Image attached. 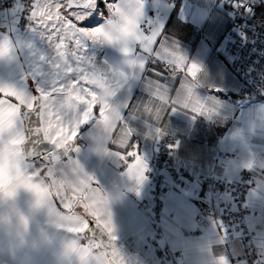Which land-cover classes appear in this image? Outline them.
<instances>
[{"label": "crops", "instance_id": "0c3cea01", "mask_svg": "<svg viewBox=\"0 0 264 264\" xmlns=\"http://www.w3.org/2000/svg\"><path fill=\"white\" fill-rule=\"evenodd\" d=\"M115 1V6L123 9H127L130 4L140 7V26L151 11H160L154 30H160L161 37L167 44L178 45L188 63L194 62L201 66L199 84L194 92L202 101L208 103V107L215 108V113L209 119L177 106L175 111L166 110L160 122L143 113L133 118L129 110L124 111L125 120L134 129L130 142L138 147L147 164L146 179L139 186L126 175L127 170H121L122 161L118 157L97 150L98 144L94 139L95 123L89 121L80 127L75 142L79 151L70 152L69 155L95 178L96 182L92 181L89 187L98 186L107 196L116 240L125 245L132 257L142 264L155 256V250L148 242L152 226L147 202L154 177L150 161L161 137L171 134L176 140L173 164L185 172V179L182 187L173 190L166 198L164 230L165 240L178 253L180 262L219 264L223 257L225 264H245L244 247L239 237L224 236L211 216H204L201 222H196L201 206L205 203L202 197L210 194L206 187H202L201 182L217 178L234 182L244 170H249L256 179V187L250 197L252 215L249 222L262 242L261 252L264 256V121L256 120L254 116L257 110L259 115H263V105L260 100L247 99L240 95L241 83L228 68L222 50V59L217 57L221 38L228 25L225 15L227 0H181L177 5H169L159 0L153 7L141 0L139 3L136 0ZM246 1L255 5L264 2ZM36 3L37 0L34 5ZM108 12L109 16L105 13L100 19L99 14L96 21L103 24L105 18H112V10ZM196 33L202 34L194 43L189 38ZM168 34L171 38L167 37ZM5 39L11 50L9 56L0 58V84L28 92L34 91L38 86L50 88V79L46 81L45 76L52 71L51 61L55 50L34 18H31L30 28L22 31L13 22L11 15L6 13L0 18V44ZM191 43L195 44L192 52L191 48L188 50L185 46ZM85 46L86 55L93 58L97 67L120 68L134 77L126 88L117 93L113 98L114 102L130 100L135 105L147 100L148 93L144 90L141 77H151L150 64L145 69L129 68L124 63L128 56L121 51L119 45L85 41ZM200 49L203 51L198 55L197 51ZM37 69H40L42 75H34ZM160 69L168 73L163 77L164 82L170 87L179 88L175 79L170 80L171 67L160 65ZM177 74L182 80L191 79L186 75V68L177 69ZM172 95L174 97L175 94ZM0 99L17 103L14 98L5 97L3 94H0ZM159 104L158 100H154L152 107ZM170 106L168 104L164 107ZM8 125V114L0 112V131H4ZM156 127L162 129V135L155 133ZM119 136L120 131L117 129L114 138ZM106 146L112 151H120L123 156L128 150L115 144ZM62 162L66 164L67 159L62 158ZM7 167L9 162L0 159V181L3 180ZM197 190L199 194L196 193ZM69 192L76 197L80 196L79 190ZM83 195L87 197L88 193L84 192ZM31 200V194L21 189L15 203L27 211ZM84 202L92 203L84 199L73 211L83 214ZM54 205L57 210L69 214L60 207L56 198ZM0 208L7 209L8 203L0 204ZM90 217L87 216V219ZM101 224L103 226V221ZM72 236L73 234L58 228L48 217L46 210H41L34 215L28 233L20 238L12 231L0 228V264H80L75 254L67 257L64 255L67 242ZM81 244L87 247L89 240L82 238ZM101 253L104 254L101 257L102 264H112L98 247L91 249L93 257Z\"/></svg>", "mask_w": 264, "mask_h": 264}, {"label": "snow or ice", "instance_id": "6c2138e0", "mask_svg": "<svg viewBox=\"0 0 264 264\" xmlns=\"http://www.w3.org/2000/svg\"><path fill=\"white\" fill-rule=\"evenodd\" d=\"M136 2L139 3V0ZM101 5L107 7L108 0H37L31 15L44 30L55 50L51 61L52 71L45 76L46 81L50 79L51 87L38 86L34 91L28 92L0 84V94L14 98L17 102L0 99V112L9 116L8 127L0 131V159L9 162L3 180L0 181V191L7 198L15 195V190L10 187L11 170L14 169L15 178L24 187L35 192L38 203L46 200L49 215L57 218L52 222L58 228L73 234L68 249L79 258L80 264H102L101 257L104 255H91V249L99 245H95L94 235H87V232H92L87 216L90 215L98 227L103 221V228L111 241L117 239L113 234L107 196L98 186L89 187L95 178L69 155L70 152L79 151L75 142L80 127L93 121L97 150L125 161V156L120 151H112L106 146L115 144L119 148H135L130 142L134 129L125 120V110H129L133 118L143 113L150 115L156 122L161 121L166 110L175 111L177 106L209 119L215 113V108L208 107V103L194 92L199 84L201 66L194 62L188 63L178 45L167 44L162 39L159 29L150 32L142 30L139 22L140 7H133L131 4L127 9L114 6L112 18H105V22L100 24L96 21L95 14ZM100 15L104 17L103 12ZM93 24L96 26L91 27ZM85 41L119 45L121 51L128 56L124 63L129 68L145 69L150 64L151 77H141L144 90L148 93L147 100L135 105L130 100L114 102L113 98L134 77L120 68L97 67L93 58L86 55ZM10 50L11 46L5 39L0 44V58L9 56ZM160 65L171 67L170 80L175 79L179 88L170 87L164 82L163 77L168 73L162 71ZM185 68L190 80H182L177 74V69ZM34 75H42L40 69ZM154 100H158L160 104L152 107ZM168 104L171 106L165 108ZM26 114H35V128L26 119ZM117 129L120 136L114 138ZM154 131L157 135L163 134L160 127H156ZM45 141L53 146L52 150L43 149ZM127 155L134 158L135 163L126 164V175L139 186L146 179L147 164L137 151H129ZM62 158L67 159L66 164L62 162ZM77 190L80 191V196L75 199L67 194ZM84 192L88 193L87 197H84ZM54 198L60 200L69 214L57 210ZM84 199L92 201L91 204L82 203L84 213L73 211L74 206L81 204ZM81 234L84 236L81 237ZM82 238L89 240L87 247L82 246ZM108 247L113 249L112 255L115 258L118 255L115 245ZM219 264H225L223 257Z\"/></svg>", "mask_w": 264, "mask_h": 264}, {"label": "built area", "instance_id": "2783aa9c", "mask_svg": "<svg viewBox=\"0 0 264 264\" xmlns=\"http://www.w3.org/2000/svg\"><path fill=\"white\" fill-rule=\"evenodd\" d=\"M149 7L159 0H141ZM169 5H177L181 0H161ZM35 0H0V18L6 13L11 15L16 26L26 31L30 28ZM159 10L150 12L142 22L141 29L150 32L157 25ZM96 15V14H95ZM225 15L228 25L220 44L230 71L241 83L240 95L247 99L264 101V16L257 12V6L246 0H227ZM176 140L171 134L161 137L150 166L154 171L153 183L148 197V213L151 218L152 234L148 242L155 250V256L146 264H183L178 253L174 252L165 240L164 206L169 194L183 185L185 172L174 167ZM128 148L121 170L126 171V164L135 162L129 157ZM202 187L209 190V196H203L196 222L204 216H211L226 237L237 236L244 247L245 264H264L261 252L262 242L252 230L249 218L252 215L250 197L256 187V179L249 170L242 171L237 181L217 178L202 181ZM199 190V189H198ZM196 191L199 194V191Z\"/></svg>", "mask_w": 264, "mask_h": 264}, {"label": "clouds", "instance_id": "9594fccd", "mask_svg": "<svg viewBox=\"0 0 264 264\" xmlns=\"http://www.w3.org/2000/svg\"><path fill=\"white\" fill-rule=\"evenodd\" d=\"M114 19H118V18L114 17ZM11 175H12V181L10 187L15 190V195L11 198H7L4 197L2 195V191H0V204L8 203L7 209L0 208V228H3L7 231H12L20 238L22 237L23 234L28 233L30 223L34 215L36 213H39L41 210H46V213L51 220L57 219L56 217H51L49 215V210L48 207L46 206V200L44 202L38 203V197L36 196L35 192L29 188L24 187L21 181L15 178L14 169L11 170ZM21 179H23V177ZM21 189L25 190L27 193H30L32 196V200L28 205L27 211L22 210L15 203L17 198V193ZM69 243L70 240L67 242L65 248V252H64L65 257L72 255V253L68 249Z\"/></svg>", "mask_w": 264, "mask_h": 264}, {"label": "water", "instance_id": "95a60500", "mask_svg": "<svg viewBox=\"0 0 264 264\" xmlns=\"http://www.w3.org/2000/svg\"><path fill=\"white\" fill-rule=\"evenodd\" d=\"M34 115L35 114H33V116H27V114H26V119L31 122V126L33 128H35L37 126V121L34 119ZM52 148H53V146L51 144H49L46 141L43 142V149L45 151L52 150ZM67 194L69 196H72L73 199L77 198L76 196L72 195L70 192H68ZM56 200L63 210L69 212L68 209H65L63 207V204L60 202V200L58 198H56ZM75 207H76V205L74 206V208ZM74 208H73V210H74ZM89 221H90V227L92 229V232H87V235L89 237H91L93 235L95 236V241L99 245L98 248L107 255L109 261L112 264H142L132 257V255L130 254V252L126 248V246L123 245L121 242H119L118 240H115L114 242L111 241L106 230H104L102 224L98 227L95 224L92 217L89 218ZM111 244L115 245V251L118 254L115 258L112 255L113 249L111 247H108V245H111Z\"/></svg>", "mask_w": 264, "mask_h": 264}, {"label": "rangeland", "instance_id": "374dc122", "mask_svg": "<svg viewBox=\"0 0 264 264\" xmlns=\"http://www.w3.org/2000/svg\"><path fill=\"white\" fill-rule=\"evenodd\" d=\"M115 3H116V1L115 0H108V6L107 7H104L103 5H102V12L104 13L106 10H108V11H110V10H112V7H114L115 6ZM99 14H100V10H98V12L96 13V18H97V16H99ZM200 34H202V33H196L195 35H192V37L190 36V38L189 39H191L193 42L195 41H197L198 40V38H199V36H200ZM168 38L170 37L171 38V35L170 34H168V36H167ZM167 39V38H166ZM194 42V43H195ZM185 46H186V48L189 50V48H191V52L192 51H194V47H195V44H185ZM221 50H222V47L220 46V47H218V52L216 53L217 54V57H219V58H221L222 59V56H221ZM187 51V50H186ZM203 50L202 49H200V50H198L197 51V53H198V55L202 52ZM223 61V60H222ZM227 63V62H226ZM228 65V64H227ZM229 68V67H228ZM234 75V74H233ZM236 77V76H235ZM260 103H262L261 105H263V108H264V101H262V100H260L259 101ZM263 108H261V112L263 113V115H259V110H257L256 112H255V114H254V116H255V119L256 120H263L264 121V109ZM165 136V135H164ZM95 243H96V245H98V243L95 241Z\"/></svg>", "mask_w": 264, "mask_h": 264}, {"label": "trees", "instance_id": "16d2710c", "mask_svg": "<svg viewBox=\"0 0 264 264\" xmlns=\"http://www.w3.org/2000/svg\"><path fill=\"white\" fill-rule=\"evenodd\" d=\"M256 6H257V12H258V14L261 15V16H264V2H262V3H260L259 5H256ZM99 10H100V12H102V5L100 6ZM105 13H106L107 16L110 15L109 12H108V10H106L104 12V14ZM99 17H100V19L103 18L101 15ZM98 18H96V19H98Z\"/></svg>", "mask_w": 264, "mask_h": 264}]
</instances>
